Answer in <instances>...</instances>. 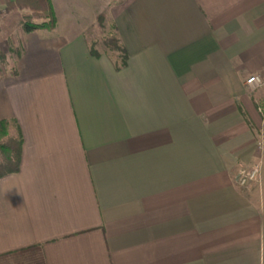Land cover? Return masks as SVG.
<instances>
[{"label": "crops", "instance_id": "crops-1", "mask_svg": "<svg viewBox=\"0 0 264 264\" xmlns=\"http://www.w3.org/2000/svg\"><path fill=\"white\" fill-rule=\"evenodd\" d=\"M53 4L55 30L17 32L0 74V120L24 137L0 178V264H264V86L246 85L264 0ZM86 15L126 66L91 54Z\"/></svg>", "mask_w": 264, "mask_h": 264}, {"label": "trees", "instance_id": "trees-1", "mask_svg": "<svg viewBox=\"0 0 264 264\" xmlns=\"http://www.w3.org/2000/svg\"><path fill=\"white\" fill-rule=\"evenodd\" d=\"M3 30L7 33L21 27L26 33L54 29L57 17L52 0H11L7 3ZM103 16L99 20H103ZM108 49L119 55L117 68L126 66L128 54L117 37L105 41ZM91 54L99 56L94 44ZM117 55V56H118ZM24 137L16 119L0 120V178L20 172L23 158Z\"/></svg>", "mask_w": 264, "mask_h": 264}, {"label": "rangeland", "instance_id": "rangeland-1", "mask_svg": "<svg viewBox=\"0 0 264 264\" xmlns=\"http://www.w3.org/2000/svg\"><path fill=\"white\" fill-rule=\"evenodd\" d=\"M10 1L11 0H4V4L0 2V74H4L5 72H10L14 70V60L20 53L19 42L15 38V34L20 31L24 32L21 27H18L10 33H7L3 30L4 21L7 15L6 7L7 3H9ZM78 18L79 19L77 20V22L80 21L81 24L84 25L87 31V35L91 38L92 42H94L96 49L98 48L101 51L112 53L115 56L118 55L115 52H111L105 43L106 40H109L110 38H115L117 36L114 28L109 22H107L105 17L103 18V20H97V22L91 16L88 15L83 17L79 16ZM55 28L51 30L43 29V31H53L55 30ZM117 57H119V55Z\"/></svg>", "mask_w": 264, "mask_h": 264}, {"label": "built area", "instance_id": "built-area-1", "mask_svg": "<svg viewBox=\"0 0 264 264\" xmlns=\"http://www.w3.org/2000/svg\"><path fill=\"white\" fill-rule=\"evenodd\" d=\"M246 85L250 88H256L259 86H264V74L263 75H253L246 80ZM261 149L264 150V136L258 142ZM261 167L257 163L253 165L250 169L240 173L238 182L241 186H246L249 182L257 181L260 176Z\"/></svg>", "mask_w": 264, "mask_h": 264}]
</instances>
